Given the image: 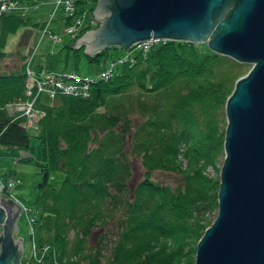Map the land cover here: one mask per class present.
I'll use <instances>...</instances> for the list:
<instances>
[{"label":"trees","instance_id":"trees-1","mask_svg":"<svg viewBox=\"0 0 264 264\" xmlns=\"http://www.w3.org/2000/svg\"><path fill=\"white\" fill-rule=\"evenodd\" d=\"M77 1L78 13L97 4ZM62 18L73 22L66 13ZM31 24L43 21L19 8L0 12V57L9 54V36ZM98 24L87 21L76 33L66 31L70 39L49 56L67 48V56L72 51L79 66L83 57L100 61L103 54L111 57L122 48L112 58L116 61L127 52L120 45L95 55L74 46L86 29ZM20 54L23 61L14 70L0 71V146L30 149V128L38 131L42 177L32 206L23 203L32 209L30 237L36 254L23 264H194L198 243L218 215L226 103L245 72L239 67L225 79L216 77L215 68L225 59L235 66L242 61L208 44L168 38L146 54L137 50L135 59L116 61L113 74L94 81L88 95L43 96L45 114L29 125L26 114L15 117L19 112L8 108L9 101L26 95L29 56ZM34 68L44 69L42 64ZM101 70L84 74L96 76ZM132 155L144 167L133 189ZM55 170L65 173L59 187L51 180ZM156 171L173 172L177 178L163 181Z\"/></svg>","mask_w":264,"mask_h":264},{"label":"water","instance_id":"water-1","mask_svg":"<svg viewBox=\"0 0 264 264\" xmlns=\"http://www.w3.org/2000/svg\"><path fill=\"white\" fill-rule=\"evenodd\" d=\"M99 24L74 46L88 55L130 48L152 36L207 42L252 63L226 103L219 211L200 239L194 264H264V0H97ZM23 203L0 197V264H22Z\"/></svg>","mask_w":264,"mask_h":264},{"label":"rangeland","instance_id":"rangeland-1","mask_svg":"<svg viewBox=\"0 0 264 264\" xmlns=\"http://www.w3.org/2000/svg\"><path fill=\"white\" fill-rule=\"evenodd\" d=\"M24 2L28 3L27 6L24 8H19V10L21 12L28 11L29 14H33L35 19L43 21V24L41 26L31 24L20 27L15 33H12L9 36L5 46V49L9 51V54L6 57H0V71L14 70V68L20 64V61H23L22 58V60L19 58V52L21 54H27L29 57L32 56L33 65L40 66L42 64L44 68L43 70H77L82 74H94L101 68L103 70V67L106 65L105 63L109 61V58L112 59L114 56H116L117 53H114L113 51L111 57L109 54H103L100 61H89L86 57H83L79 62V66L76 65L72 51L69 52L70 56H67V48H64L61 53L59 52L58 54L49 56V53H52V51H58L59 48H62L65 42L71 37V34L66 33V21L64 18L60 19L61 15L64 13L61 8L55 12V5L51 1L40 4L39 6H37L39 3L47 1L27 0ZM77 4L79 5L78 1ZM90 5L92 4L90 3ZM83 13H85V8L80 13L76 11L75 17L72 18V21L76 22L78 17H80ZM85 14L86 16L84 17V21L87 23V21H89V19L94 16L93 10L89 7ZM52 16L53 18H51ZM49 18L52 20V22L49 26V29L45 31V20ZM200 43L202 45L208 44L207 42ZM134 53L136 54L137 50L134 51ZM239 67H241V71H245L239 76L241 77L247 74L252 68V63L242 61V64L235 66L231 58L225 59L224 62L220 64V66H216V77L230 79L235 71L239 69ZM47 100L52 101V99L48 97ZM40 102L41 99L38 100L36 104L41 106ZM30 131L32 132L30 149L0 146V183L9 180L14 174H18L22 178V180L16 183V185L11 190L4 189L3 185H0V197H8V195H11L10 197L14 198L15 196L18 198L17 200L21 201L22 203L32 206L36 196V183L41 179L42 174L39 172V163L41 160V143L39 138L36 136L38 131L35 130V128H30ZM26 154H31L32 157L30 160H25L23 158ZM132 158L133 168L132 175L129 180L131 189L135 187L136 182L143 176L144 173V167L140 158L134 155H132ZM219 164H221V162H219ZM11 169H15L16 173H10ZM208 171L211 174L216 173V170L213 168V166H209ZM64 176V171L55 170L52 173L51 180L55 186L59 187L62 185ZM155 176L163 181L170 182H174L177 178V175L173 172L168 173L156 171ZM213 214H216V211ZM30 219L31 217L27 214V211L23 212L19 219V232L14 234L15 238L21 237L24 239V258H22V264L23 259H26L31 255H35L32 250L30 237V228H33V222H30Z\"/></svg>","mask_w":264,"mask_h":264},{"label":"built area","instance_id":"built-area-1","mask_svg":"<svg viewBox=\"0 0 264 264\" xmlns=\"http://www.w3.org/2000/svg\"><path fill=\"white\" fill-rule=\"evenodd\" d=\"M47 2L39 3L37 6L43 3H48V1L53 2L55 8L57 10L59 8L62 9L64 13L71 16V18L75 17L76 11H78L79 7L77 6V0H43ZM88 4L92 3L91 0H87ZM22 2V1H21ZM27 2L20 3L19 0H4L1 4L0 12L6 11V9L13 8H24L27 6ZM87 10V9H86ZM85 10V13H86ZM83 13L80 17H78L77 21H73L70 24H67V32L76 33V31L84 26L86 23L84 21V17L86 14ZM53 18V16L51 17ZM73 20V19H72ZM96 17L93 16L89 22L90 24H94L96 22ZM51 19H47L45 22V31L49 29ZM167 37L161 36H152L150 38L142 39L137 44L133 45L130 49L127 50L125 54H122L118 57L116 61H126L127 59H135L133 56L134 50H142L144 54L151 48L152 45L158 44L162 41L167 40ZM30 56L26 61L25 71H26V89L25 96L20 97L17 100L11 101L8 103V108L13 111L19 112L15 115L18 117L19 115H27V123L32 125L35 121L44 115L45 108L42 106H38L36 103L43 96H56L59 93H73V94H83L88 95L90 93V89L92 83L96 81L98 78H109L113 74V67L116 63L114 59H110L109 63L101 70L96 76L89 74H82L77 71H69L65 70H41L36 71L34 66L31 64ZM10 106V107H9ZM21 179L14 176L10 178L8 181L3 182L2 185L4 188L12 189L17 181ZM25 210H30L25 207ZM30 222H34V218L30 215ZM34 254L36 252L34 251Z\"/></svg>","mask_w":264,"mask_h":264},{"label":"crops","instance_id":"crops-1","mask_svg":"<svg viewBox=\"0 0 264 264\" xmlns=\"http://www.w3.org/2000/svg\"><path fill=\"white\" fill-rule=\"evenodd\" d=\"M114 53L121 54V53H122V51H121V49H120V48H116V49H114Z\"/></svg>","mask_w":264,"mask_h":264},{"label":"bare ground","instance_id":"bare-ground-1","mask_svg":"<svg viewBox=\"0 0 264 264\" xmlns=\"http://www.w3.org/2000/svg\"><path fill=\"white\" fill-rule=\"evenodd\" d=\"M127 51V50H126Z\"/></svg>","mask_w":264,"mask_h":264}]
</instances>
